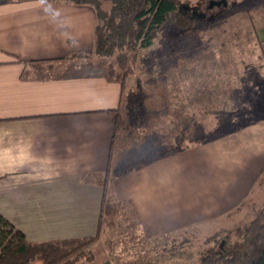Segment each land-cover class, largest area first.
I'll return each instance as SVG.
<instances>
[{"label":"crops","instance_id":"1","mask_svg":"<svg viewBox=\"0 0 264 264\" xmlns=\"http://www.w3.org/2000/svg\"><path fill=\"white\" fill-rule=\"evenodd\" d=\"M201 3L184 5L201 14ZM246 8L253 19L243 21L245 30L230 37L231 45L263 53L264 0ZM96 23L90 4L0 0V214L29 241L94 236L107 173L112 193L137 216L140 241L174 236L245 203L252 209L264 203V105L229 120L226 98L217 111L223 121L204 89L210 83L202 90L199 84L171 88V95L155 88L154 97L147 78L165 57L158 52L149 64L138 55V88L131 79L94 73L100 58L94 53ZM180 29L189 37L205 35L196 27ZM160 39L145 50L158 49ZM231 76L220 88H255L241 75L235 81ZM115 109L128 124L116 135ZM226 124L231 127L218 128ZM103 246L102 260L94 255L77 264H115Z\"/></svg>","mask_w":264,"mask_h":264},{"label":"rangeland","instance_id":"2","mask_svg":"<svg viewBox=\"0 0 264 264\" xmlns=\"http://www.w3.org/2000/svg\"><path fill=\"white\" fill-rule=\"evenodd\" d=\"M230 1L231 3L226 9L225 6H214L208 10L206 7L210 0H181V4L188 2L198 4L202 2L200 8L204 10V14L205 16L207 14V16L203 18L197 15L198 21L193 27H196L197 31L204 32L205 35L197 36L198 34H196L189 37L188 31H183L179 27V29L173 28L169 24L161 29L156 38L158 39L161 36L158 49L156 44L151 49H142L138 52L137 59L138 55L143 53L140 59L141 63L144 64H149L152 57L156 59L155 55L157 52L165 56L163 60L161 58L156 59L157 70L154 73L153 68L149 74L151 76L148 75L147 78L148 87L153 91L154 97L156 96L155 88H163L164 95L165 93L171 95V88H191L193 85L199 84V87H201L199 89L202 90L204 85L210 86V83L212 88L204 89L209 90V94L211 95L213 112L220 115L217 112L220 111L219 105L226 101L227 98L228 105L231 106V109L228 108L227 111L229 120L238 121L241 117L234 119L238 114L251 116L253 115L252 113L260 110L258 109L260 107L259 104L261 106L264 105V96L262 95L264 94V88H261V85L264 83V52L262 53L259 50L256 53L255 48L247 44L243 46L231 45L233 42L230 39V37L237 35L239 37V33L245 30L242 29L243 21H248H245L247 25L253 19L254 14L252 13V9L247 11L248 8L246 7L257 0ZM194 38L196 41H190L189 44L188 39L193 40ZM242 52L246 54L243 61L239 58ZM247 52L256 53L257 55L251 56ZM222 56H227L228 60H225L224 57L222 59ZM137 59L133 73L127 76V79L133 80V88H138L139 83V74H136ZM111 63H115L116 71L119 73L121 70L116 64L115 58L112 57L97 59L94 62V67L95 69H104L111 65ZM199 73H202L201 77H198ZM230 75H232L231 78H234V81L242 77L244 82L249 80L255 88H220L222 82L223 87H225V78L226 76L230 77ZM240 75L242 77H239ZM248 91L251 92V96L248 94ZM170 98L171 96L167 99ZM218 117H221L224 121L226 116L222 114L215 118ZM229 127H231V124L221 125L218 128L225 129ZM260 194L259 200L262 201L264 200V189L260 190ZM252 202L253 200L249 201L250 204ZM244 205L237 208L239 211L233 210L219 218L205 219L204 221L195 223L193 227L188 228V232H183L182 234H178L177 232L175 236L169 237L140 238L141 241L135 236L136 230L134 229L137 222L131 219L133 212L130 210V207H127V212L130 214H123L121 218L115 217L114 227L106 226L104 228V241L102 243L99 242L100 236L97 240L99 243L96 242L92 245V252L96 260H102L105 255L103 246L105 244L109 248L115 264H195L201 248L205 245L204 241L206 238L216 233L215 236L219 239L230 231H234L237 227L243 226L255 216L256 212L264 209V203L254 205L253 209L250 206H246V203ZM124 234H126V237ZM212 243L218 247L217 245H219L220 241L217 240V242ZM172 245H177L179 248L184 247L186 252L163 255L162 250L164 249L165 251L167 250L165 248H169ZM142 248L146 251H142ZM81 260L88 261L87 259ZM36 262L40 263L38 260Z\"/></svg>","mask_w":264,"mask_h":264},{"label":"trees","instance_id":"3","mask_svg":"<svg viewBox=\"0 0 264 264\" xmlns=\"http://www.w3.org/2000/svg\"><path fill=\"white\" fill-rule=\"evenodd\" d=\"M90 4L96 10L94 53L100 58H115L107 68L94 73L123 82L133 73L137 54L151 46L166 25L191 28L198 14L186 9L181 0H65ZM114 135L128 127L122 112L112 110ZM264 180V177L263 179ZM102 184L104 197L101 206L98 233L94 236L46 241H29L22 230L0 214V264H75L81 259L92 261V245L100 238L106 226L114 227L115 217L128 214L126 203L112 193L109 174ZM130 214V213H129ZM136 215L131 219L136 222ZM113 219V220H112ZM188 232V228L178 234ZM126 237V234H124ZM176 235V234H175ZM174 235V236H175ZM215 234L206 238L195 264H264V209L234 231L218 239ZM137 236V235H135ZM167 237V236H165ZM220 241L218 247L212 242ZM163 255L185 253L186 249L172 245Z\"/></svg>","mask_w":264,"mask_h":264},{"label":"water","instance_id":"4","mask_svg":"<svg viewBox=\"0 0 264 264\" xmlns=\"http://www.w3.org/2000/svg\"><path fill=\"white\" fill-rule=\"evenodd\" d=\"M226 3H227V1L226 0H212L211 2H210V4H209V8H212L214 5H226ZM200 15V17H203V16H205V14L204 13H202V14H199Z\"/></svg>","mask_w":264,"mask_h":264},{"label":"flooded vegetation","instance_id":"5","mask_svg":"<svg viewBox=\"0 0 264 264\" xmlns=\"http://www.w3.org/2000/svg\"><path fill=\"white\" fill-rule=\"evenodd\" d=\"M211 2V1H210ZM210 4V3H209ZM209 4H208V6H207V9L209 10V9H212L214 6H221V5H214L212 8H209ZM199 15V14H198Z\"/></svg>","mask_w":264,"mask_h":264}]
</instances>
